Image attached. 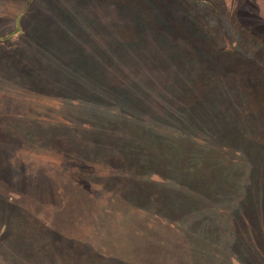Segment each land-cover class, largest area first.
Segmentation results:
<instances>
[{"label": "rangeland", "instance_id": "374dc122", "mask_svg": "<svg viewBox=\"0 0 264 264\" xmlns=\"http://www.w3.org/2000/svg\"><path fill=\"white\" fill-rule=\"evenodd\" d=\"M0 264H264V0H0Z\"/></svg>", "mask_w": 264, "mask_h": 264}]
</instances>
